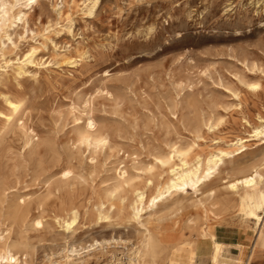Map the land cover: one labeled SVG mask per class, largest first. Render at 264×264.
<instances>
[{"label": "rangeland", "instance_id": "rangeland-1", "mask_svg": "<svg viewBox=\"0 0 264 264\" xmlns=\"http://www.w3.org/2000/svg\"><path fill=\"white\" fill-rule=\"evenodd\" d=\"M85 2L37 0L8 35L0 31V184L10 186L8 202L24 200L41 220L33 226L3 209L0 236L17 245V264H66L67 254L70 264H129L143 227L128 208L98 214L118 169L142 186L149 173L154 182L168 175L156 157L173 146H194L193 161L240 147L231 143L242 137L197 192L141 214L162 217L174 238L162 253L174 261L185 262L205 224L216 240L236 242L242 212L226 185L253 168L264 175V134L252 132L264 125V0H98L92 10ZM6 97L23 105L3 128ZM88 115L108 138L95 151L76 139ZM250 239L264 248V236ZM237 257L225 247L219 259Z\"/></svg>", "mask_w": 264, "mask_h": 264}, {"label": "bare ground", "instance_id": "bare-ground-1", "mask_svg": "<svg viewBox=\"0 0 264 264\" xmlns=\"http://www.w3.org/2000/svg\"><path fill=\"white\" fill-rule=\"evenodd\" d=\"M36 1L14 0V3H10L8 0H0V31L3 32V36L8 35L7 29L16 18L22 20L27 15V8H31L32 4ZM86 1L88 2L84 3V7L88 10H92L98 4V0ZM14 8L16 9L15 11L13 10ZM248 85L256 89L259 83H248ZM5 101L8 111L1 113L3 128L11 121L12 115L16 114L23 105V100L19 98L6 97ZM210 126L211 124H209ZM84 127L85 129L78 132L76 137L79 143L90 148L92 151H95L99 146L106 145L108 142L107 135L96 128V122L92 116L88 115L86 117ZM252 132L254 136L264 134V125L254 127ZM244 141V138L239 137L231 144H240V147L230 151L217 149L203 157L197 155L193 161H191L190 154L194 146L188 148L173 146L165 156L156 157L161 166L167 168L168 175L162 180L154 182L153 173H149L142 186L136 185L127 176L124 168L118 169L117 183L106 194L105 202L101 203V206L98 208V214L101 217L104 215L107 217V212L115 206L119 210L128 208L129 216L143 227L138 243L131 248L128 258L129 264H229L219 259L225 247H235L238 249V257L235 264H259L261 255L264 253V248L257 247L250 238L264 236V175L260 169L253 168L249 173L228 182L226 185V188L230 189L237 196L240 212H242L241 222L243 227L250 232V237L245 235L246 229L240 227L238 228L239 238L236 242L222 243L215 239L212 227L206 224L202 225L199 227L196 236L189 241L190 246L185 262H178L171 260L168 252L162 253L164 250L173 248L168 244L174 239L172 233L168 232L165 234L166 229L162 224V217L158 216L152 222L148 219H143L141 215L144 210L148 211L149 216L156 213L158 206L172 196V194L189 190L188 188L192 189L193 192H197L201 185L206 184L207 181H210L218 173L220 166L226 158L232 157L235 151L243 147L241 143ZM69 173L70 170H65L63 175L67 176ZM9 187L0 184V229L4 230L2 227H5V220L9 217L4 214V208L8 209L12 217L20 219L22 222H27L33 226L40 225V218L29 214L30 208L25 207L24 200L8 202L9 194L7 193V189ZM147 187H151L154 192L147 193ZM37 203L38 205L40 204V202ZM198 207L206 215L207 210L200 199L198 200ZM69 213V218L66 220L68 227L77 218V211L74 208ZM250 222H253L254 226H251ZM197 243L207 245V250L203 252L198 249ZM16 246L15 243L9 242L3 236H0V264H17L19 262V256L14 252ZM71 251L74 252L75 250L72 249ZM64 260L66 264L74 262L73 254H67Z\"/></svg>", "mask_w": 264, "mask_h": 264}, {"label": "crops", "instance_id": "crops-1", "mask_svg": "<svg viewBox=\"0 0 264 264\" xmlns=\"http://www.w3.org/2000/svg\"><path fill=\"white\" fill-rule=\"evenodd\" d=\"M232 239H233L232 237H224L222 240H219V241L222 243H234ZM197 247L203 252H205L208 248L207 245H204L203 243H197Z\"/></svg>", "mask_w": 264, "mask_h": 264}]
</instances>
